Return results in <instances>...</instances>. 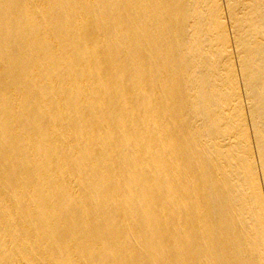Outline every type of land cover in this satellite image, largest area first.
<instances>
[{"label": "bare ground", "instance_id": "obj_1", "mask_svg": "<svg viewBox=\"0 0 264 264\" xmlns=\"http://www.w3.org/2000/svg\"><path fill=\"white\" fill-rule=\"evenodd\" d=\"M0 264H264V0H0Z\"/></svg>", "mask_w": 264, "mask_h": 264}]
</instances>
